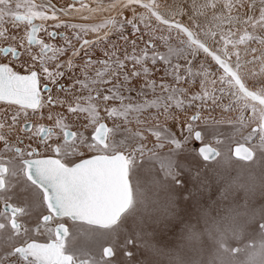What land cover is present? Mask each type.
Segmentation results:
<instances>
[{
    "label": "snow or ice",
    "instance_id": "6c2138e0",
    "mask_svg": "<svg viewBox=\"0 0 264 264\" xmlns=\"http://www.w3.org/2000/svg\"><path fill=\"white\" fill-rule=\"evenodd\" d=\"M0 264H264V0H0Z\"/></svg>",
    "mask_w": 264,
    "mask_h": 264
},
{
    "label": "rangeland",
    "instance_id": "374dc122",
    "mask_svg": "<svg viewBox=\"0 0 264 264\" xmlns=\"http://www.w3.org/2000/svg\"><path fill=\"white\" fill-rule=\"evenodd\" d=\"M163 1V2H161ZM158 2L162 5H166L167 2L173 3V2H178V0H158ZM106 14V13H105ZM126 16H131L130 12H125ZM187 21V18H184V22ZM92 22H100V20L97 21H91V22H82V23H92ZM47 25H51V24H47ZM70 32V31H69ZM41 36L45 39H47L46 36H44L43 33H41ZM113 41L116 40V37L113 36L112 37ZM63 44V40L58 42V45ZM138 47H143V43L142 42H138ZM129 51H131V48L129 46ZM185 55H187V53H185ZM96 56H100V52L97 51L96 52ZM191 59V57H189ZM204 62V57L201 54L198 59L196 61H194V63H197V66L199 65V63H203ZM77 63H80L79 60H77ZM180 63H185V61L181 60ZM209 67L214 69V64H212L209 61ZM158 68L160 69L159 71H156L154 74V78L157 79V81H159L160 76L163 74V67L161 65H158ZM19 70V69H18ZM79 74V73H77ZM63 81V80H62ZM64 81L68 84L70 83V81L65 78ZM138 87V85H137ZM194 90H198V89H194ZM133 95H135V93H133ZM223 103L227 104L229 103L228 98H225V100L223 101ZM60 109H56V111H59ZM47 109H44V113L45 116L47 115ZM213 115H215L217 118H219L222 113L221 110L219 108L215 109ZM224 117L227 118H235V116L237 115L236 112L233 113H228V114H223ZM175 130V129H174ZM218 131H220L221 133H223L225 136L229 135L232 131H234V129L232 128V126L227 125V124H223L219 127ZM237 139H239V137H237ZM198 146V145H197ZM187 163V162H185ZM199 169H200V173H201V178L202 180H204V182H206L208 184V188L205 189L203 191V195H198L197 199L200 201V203L198 205L193 206L191 203L185 205L184 203H181V207H188L190 209V211L193 213V222L195 221V216L199 214L200 209L201 208H206L209 211H211L213 208L219 206V208H223L225 206V202H224V191H225V184L226 181L228 179V173H226L220 165H217L215 162H203L200 161L199 162ZM232 176L236 175L235 171L231 172ZM188 188H192V184L188 183L187 185ZM240 197L241 199L239 200V202L241 204L244 203L243 201V193H240ZM168 199V194L165 192H160L158 194V202H159V206L161 211H163L164 206L167 202ZM232 197H229V202H231ZM253 203L256 205L257 210L260 207L261 204V198L259 196L256 197V199L253 201ZM213 215L215 214L214 212L212 213ZM256 226L255 225H250L247 233L245 234L244 238L239 242V244L242 246L244 243H247L249 239L251 238H257L255 237V230ZM252 234V235H249ZM148 239H151L153 243H156L158 241L161 240V235L159 233H153L151 229H149L148 232ZM164 240H168V241H173L174 243L180 245L183 244V240L181 239L180 235H179V229H177L176 234L173 235H169L167 237H163ZM72 246L76 247V248H85V249H92L95 250L97 245H95L91 240H89L87 237L85 236H80L76 239H74L72 241ZM232 246H237V242L233 241L232 242Z\"/></svg>",
    "mask_w": 264,
    "mask_h": 264
},
{
    "label": "flooded vegetation",
    "instance_id": "af4514ba",
    "mask_svg": "<svg viewBox=\"0 0 264 264\" xmlns=\"http://www.w3.org/2000/svg\"><path fill=\"white\" fill-rule=\"evenodd\" d=\"M35 2L36 3H41L42 2V0H35ZM70 2H72V0H52V3H55V4H57L58 6H62V5H65V4H67V3H70ZM105 15H107V14H105ZM62 19H64V20H68L69 18H67V17H61ZM98 18V19H97ZM100 20V17L99 16H97V17H95V19H93L92 21H97V20ZM39 21H37V23H38ZM69 22H71V23H82V22H91V21H82V20H79V19H75V20H70ZM52 23H53V21H48L47 22V24H51L52 25ZM50 30H53V29H51L50 28ZM55 31H58V32H65L66 34L67 33H70L69 31H71V30H65L64 28H60V29H54ZM39 35H41V33L39 34ZM88 38H91V36H89ZM62 39H60V37H57L56 38V40L55 41H53L54 43H56L57 45H58V42L59 41H61ZM61 59H64L63 57L61 58ZM18 70V69H17ZM62 83H64V84H67L64 80L63 81H61ZM33 119H35V118H33ZM41 242H44L43 240H41Z\"/></svg>",
    "mask_w": 264,
    "mask_h": 264
},
{
    "label": "crops",
    "instance_id": "0c3cea01",
    "mask_svg": "<svg viewBox=\"0 0 264 264\" xmlns=\"http://www.w3.org/2000/svg\"><path fill=\"white\" fill-rule=\"evenodd\" d=\"M161 2H163V1H161ZM168 4H170V2H167L165 6H164V5L161 6V11H162V12L167 11V5H168ZM160 5H161V4H160ZM175 46H176V45L173 44V47H175ZM162 50H163V49H162Z\"/></svg>",
    "mask_w": 264,
    "mask_h": 264
},
{
    "label": "bare ground",
    "instance_id": "6f19581e",
    "mask_svg": "<svg viewBox=\"0 0 264 264\" xmlns=\"http://www.w3.org/2000/svg\"><path fill=\"white\" fill-rule=\"evenodd\" d=\"M94 19H95V18H94ZM97 19H98V18H97ZM97 19H96V20H97Z\"/></svg>",
    "mask_w": 264,
    "mask_h": 264
},
{
    "label": "water",
    "instance_id": "95a60500",
    "mask_svg": "<svg viewBox=\"0 0 264 264\" xmlns=\"http://www.w3.org/2000/svg\"><path fill=\"white\" fill-rule=\"evenodd\" d=\"M199 146V145H198Z\"/></svg>",
    "mask_w": 264,
    "mask_h": 264
}]
</instances>
